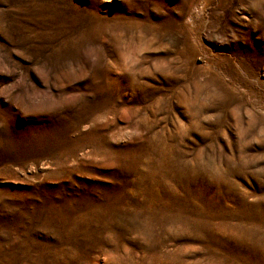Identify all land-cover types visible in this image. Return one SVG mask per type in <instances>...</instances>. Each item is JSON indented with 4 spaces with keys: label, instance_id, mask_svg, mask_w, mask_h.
<instances>
[{
    "label": "rangeland",
    "instance_id": "1",
    "mask_svg": "<svg viewBox=\"0 0 264 264\" xmlns=\"http://www.w3.org/2000/svg\"><path fill=\"white\" fill-rule=\"evenodd\" d=\"M0 264H264V0H0Z\"/></svg>",
    "mask_w": 264,
    "mask_h": 264
}]
</instances>
